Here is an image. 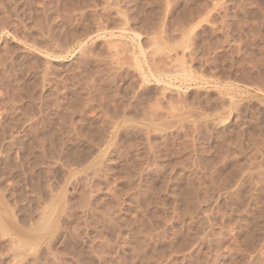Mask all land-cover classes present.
I'll list each match as a JSON object with an SVG mask.
<instances>
[{
    "label": "rangeland",
    "instance_id": "obj_1",
    "mask_svg": "<svg viewBox=\"0 0 264 264\" xmlns=\"http://www.w3.org/2000/svg\"><path fill=\"white\" fill-rule=\"evenodd\" d=\"M0 264H264V0H0Z\"/></svg>",
    "mask_w": 264,
    "mask_h": 264
},
{
    "label": "bare ground",
    "instance_id": "obj_2",
    "mask_svg": "<svg viewBox=\"0 0 264 264\" xmlns=\"http://www.w3.org/2000/svg\"><path fill=\"white\" fill-rule=\"evenodd\" d=\"M42 124H43V123H42ZM43 125H44V124H43ZM23 135H25V134H23ZM54 136H55V135H54ZM54 136H53V137H54ZM46 137H48V136H46ZM53 137H52V138H53ZM54 138H55V137H54ZM15 141H16V140H15ZM17 143H18V142H17ZM13 144H14V143H13ZM15 146H16V145H15ZM17 148H19V146H18ZM19 149H20V148H19ZM26 151H27V150H26ZM67 151H68V150H67ZM71 151H72V150H71ZM75 151H76V150H75ZM75 151H74V152H75ZM43 153H44V152H43ZM79 153H80V152H79ZM82 154H83V153H82ZM72 155H74V154L72 153ZM75 155H77V154L75 153ZM56 204H57V203H56ZM61 206H62V205H61ZM54 207H56V205H55ZM53 210H54V209H53ZM58 211H59V209H58ZM49 213H50V212H49ZM52 213H53V212H52Z\"/></svg>",
    "mask_w": 264,
    "mask_h": 264
}]
</instances>
